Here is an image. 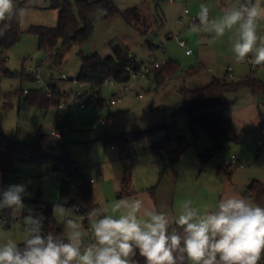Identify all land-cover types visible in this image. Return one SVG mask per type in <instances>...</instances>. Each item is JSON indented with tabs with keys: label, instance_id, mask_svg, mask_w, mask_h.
I'll list each match as a JSON object with an SVG mask.
<instances>
[{
	"label": "rangeland",
	"instance_id": "obj_1",
	"mask_svg": "<svg viewBox=\"0 0 264 264\" xmlns=\"http://www.w3.org/2000/svg\"><path fill=\"white\" fill-rule=\"evenodd\" d=\"M114 2L121 10L138 8L145 17L146 24L141 22L132 26L120 15L104 18L100 12H96L93 14L95 29L92 36L80 45L60 42L57 45L59 56L56 62L49 58L48 51L39 49L37 36L28 30L32 26H56L58 10L50 6L51 0L24 2V16L20 21L21 36L7 50L5 68L15 73L25 71L26 75L21 78L11 77L0 69V137L4 134L18 142L32 144L39 132L50 135L53 143L61 145L52 149V154H67L78 164L87 181L96 179L92 186L98 207L120 199L138 198L144 202L145 207H155L157 211L178 215L184 200H191L193 207L204 211L205 208L215 210L219 201L229 194H239L246 198L245 189L253 180L264 183V134L261 132L263 126L260 120V114H264L263 95H254L247 88L226 94L225 100L231 103L224 112L232 123L228 140L224 148L207 162H202L199 155L203 150L215 146V141L201 128L194 132L189 125L190 117L186 115L176 118L177 126L185 136L186 146L178 158L170 150L160 154L151 151L150 148L156 142L164 139L163 133L132 143L137 162L127 156L117 159L122 141L114 139L130 132L162 126L168 109L183 102L180 91L184 87L198 89L208 85L213 78L227 77L229 67L234 70V79L250 75L251 67L247 59L238 63L234 58V30L226 32L221 38L213 39V34L206 29L193 33L191 25L194 23L192 19H197L202 3L208 5L211 20L221 16L230 6L254 3L255 0ZM14 4L18 9L19 1L14 0ZM73 5L77 14V7ZM186 9L188 14H185ZM182 16L183 23H179ZM257 35L264 36V21L258 24ZM112 40L127 46L138 61L146 62L150 56H154L161 66L171 59L178 67L170 73H163L161 83H158L157 72L154 70H149L146 77L131 79L127 83L128 90L105 83L100 92L101 103L85 109L78 105L71 108L52 107L46 114L44 109L25 102L22 90H39L44 87V84L32 78L33 69L39 66L44 83L47 84L52 77L62 91L79 89L81 93H87L83 102L88 103L91 96L89 86L80 88L79 83L73 82L81 66L80 55H112L113 50L109 45ZM181 40L185 41L186 47L180 46ZM150 45L154 46L152 50ZM187 49H191L192 54H186ZM63 74L69 78L64 82L61 79ZM256 77L264 79L263 67L256 69ZM116 93L122 101L111 105L110 101ZM140 94L143 96L140 97ZM59 125L68 128L67 139H57L51 134ZM259 141L262 142L261 146L258 145ZM112 144L116 150L111 149ZM232 154L239 156L244 168L228 170L223 166V158ZM99 175L102 179L97 180ZM125 175L129 178L131 189L129 195L120 197ZM69 179L64 176L63 171H55L52 162L36 164L19 161L6 178L0 174V190L9 185L24 184L28 193L24 197V203L43 215L42 208L53 209L55 205H62L66 210V217H60L52 211L53 216L64 226L66 237L67 219L80 224L84 234L83 250L93 244V241L95 243L88 230L95 218L89 217L86 226L83 218L75 213L76 207L66 205L75 197V191L71 190L63 198L62 185L57 183L63 184L64 180ZM151 189H154L153 194ZM26 214L17 215V221H13L14 218L9 219L11 217L8 210H0V218L9 219V226H0V243L7 238L16 240L18 244L23 242L26 234L23 215ZM260 263L264 264V255Z\"/></svg>",
	"mask_w": 264,
	"mask_h": 264
},
{
	"label": "clouds",
	"instance_id": "obj_2",
	"mask_svg": "<svg viewBox=\"0 0 264 264\" xmlns=\"http://www.w3.org/2000/svg\"><path fill=\"white\" fill-rule=\"evenodd\" d=\"M209 11L207 4H200L193 33L206 29L216 39L234 30L236 62L264 64V36L257 35L258 22L264 21L262 0L230 6L211 20ZM23 16L14 0H0V37ZM26 195L24 184L0 190V210H8L11 218L27 213L22 245L12 238L0 243V264H137L133 259L137 253L145 264H260L264 255V207L239 194L225 196L215 210L201 211L184 200L178 215L145 207L138 198L93 208L89 216L95 218L91 223L95 243L83 250L79 223L66 220V241L45 234L46 217L24 203ZM53 213L67 215L62 205H55Z\"/></svg>",
	"mask_w": 264,
	"mask_h": 264
},
{
	"label": "trees",
	"instance_id": "obj_3",
	"mask_svg": "<svg viewBox=\"0 0 264 264\" xmlns=\"http://www.w3.org/2000/svg\"><path fill=\"white\" fill-rule=\"evenodd\" d=\"M17 1L20 3L18 9H22L26 0ZM73 4L77 7V14L74 12ZM50 6L58 10L57 25L54 27L32 26L28 31L37 36L39 49L48 51L52 62H56L58 59L59 50L57 45L60 42L80 45L92 36L95 29L93 14L96 12H100L104 18L120 15L132 26H137L141 22H143V25L146 24V19L138 8L121 10L116 6L114 0H51ZM20 36V22L13 21L11 29L3 37H0V69L5 75L21 78L26 75L25 71L15 73L5 68L6 52L18 42ZM109 45L113 50V54L107 57H102L98 53L88 56L82 53L80 55L81 66L74 80L89 86L91 96L88 102H91L92 106L101 103L100 92L102 86L108 80L126 84L131 80V73L139 72L144 63V61H138L130 53L127 46L119 44L116 40L110 41ZM153 47L150 45L151 50ZM177 67L178 64L170 59L164 65L150 69V71L157 72L158 83H161V75L170 73ZM148 75L149 73L146 76ZM32 76L36 79L34 72H32ZM244 88L249 89L254 95L264 96V79L260 80L255 74H252L239 80L226 77L213 78L208 85L201 86L198 89L184 87L180 91L183 102H180L174 108L168 109L166 121L162 126L151 130L130 132L114 140L122 141L124 144L163 133L164 139L156 142L150 148L151 151L160 154L162 151L170 150L174 157L178 158L186 146L185 136L178 128L176 118L186 115L190 117L189 125L194 132H197V128H201L215 141V146L203 150L199 155L202 162H207L224 148L225 142L228 140L232 123L224 110L231 102L225 100V96ZM49 89L51 90V96L38 89L28 90L27 92L22 90V93L25 102L48 112L51 107L60 106L61 100L65 97V92L61 91L57 85L49 84ZM86 94L83 93L81 98H84ZM260 120L262 123L264 122V114H260ZM59 147L61 145L53 143L50 135L42 132L38 133L32 144L21 143L1 134L0 174L3 178H6L19 161L36 164L52 162L55 171H63L70 178L63 181L62 197L66 198L71 190L75 191V197L66 205L68 207L79 205L80 209L75 210V213L81 216L84 224L88 226L89 212L98 207L94 198L92 183L83 177L78 164L67 154L57 156L50 152L52 149ZM174 157H172V160ZM123 185L124 188L119 194L120 197L130 193L129 178L126 175L123 179ZM150 192L153 194L154 189H151ZM244 195L249 201L264 207V183L261 181L253 180L245 189ZM42 209L46 217L43 228L44 233L52 234L57 239L66 241L65 228L54 218L52 207ZM172 227L177 226L173 225ZM18 245H22V243ZM133 259L137 264H145L144 258L140 257L138 253Z\"/></svg>",
	"mask_w": 264,
	"mask_h": 264
},
{
	"label": "built area",
	"instance_id": "obj_4",
	"mask_svg": "<svg viewBox=\"0 0 264 264\" xmlns=\"http://www.w3.org/2000/svg\"><path fill=\"white\" fill-rule=\"evenodd\" d=\"M169 1L170 2H174L175 0H169ZM262 3H264V0H262ZM185 14H188V10L187 9L185 10ZM183 17L184 16H182L178 20L179 23H183ZM192 21L194 23H197L198 19L193 18ZM260 22H258V24ZM179 44L182 47H186V43L183 40H181L179 42ZM186 54H192V50L191 49H187L186 50ZM249 65L251 67V71L252 72H254L259 67H263L264 68V65H253V64H250V63H249ZM160 66H161V64L156 61L154 56H150L149 59L146 62L143 63L142 68H141V70L139 72H132L131 73V79H138L140 76L146 77L147 73L149 72V70L151 68H158ZM40 70H41V67H39V66H37L35 69H33V72L36 75V80L39 83L44 84V87L42 89H39V90H41L43 93L47 94L48 96H51V90L49 89V85H46L43 82ZM228 76L230 78L233 76L231 67L228 69ZM61 79L63 81H65V80H67L69 78L65 74H63ZM73 82L75 84L78 83L76 80H73ZM106 83L110 84L111 86H115V87H118V88H122L124 90H128L127 83L126 84L118 83V82H115L113 80H108ZM79 84H80V88L85 85L83 83H79ZM27 91L28 90H25V92H27ZM82 94L83 93H81L79 89L71 90V92H65V97L61 100L60 107L71 108L73 105H78L82 109H85L87 107H91L92 106L91 102H88V103L83 102V98H81ZM139 96L142 97L143 95L140 94ZM120 101H122V98L120 97V95L118 93H116V94H114L113 99L110 101V104L111 105H116ZM262 126L263 127L261 129V132L264 134V122L262 123ZM51 134L57 139H62V140L67 139L68 138V128L66 126H63L61 129L53 130L51 132ZM258 145L261 146L262 142L259 141ZM111 148L115 149V145L112 144ZM126 156L129 157L133 162L137 161V155H136V152H135V150H134V148L132 146V142H128V143H124V144L122 143V148L120 149V152H119V155H118V159H120V160L124 159ZM223 166H225L227 169H232V170H238V169L244 168V165L241 162V159L239 158V156L237 154H232L229 157H224L223 158ZM64 176L66 178H69V176L66 173H64ZM93 182H94V180L92 179L91 183H93ZM57 184L58 185H62L61 182H58ZM75 207H76V210L80 209L79 205H75ZM9 219H13V218H9ZM9 219L8 218H0V220L6 221L4 223H0V226H6V225L9 226V224H8V220ZM13 221H17V219L14 218ZM13 221H11V222H13ZM88 230L90 231L91 239L94 240V237H93V234H92L90 226H88ZM260 264H262V263H260Z\"/></svg>",
	"mask_w": 264,
	"mask_h": 264
},
{
	"label": "crops",
	"instance_id": "obj_5",
	"mask_svg": "<svg viewBox=\"0 0 264 264\" xmlns=\"http://www.w3.org/2000/svg\"><path fill=\"white\" fill-rule=\"evenodd\" d=\"M230 68V67H229ZM228 68V69H229ZM228 69H227V74H228ZM233 69H232V74H233ZM252 74H255V76H256V70L254 71V72H252L251 71V73H250V75H252ZM250 75H247V76H245L244 78H246V77H248V76H250ZM235 75L233 74V76L230 78L228 75H227V77L226 78H229V79H234L235 77H234ZM51 80H49V82H47V84L46 85H49V84H55V85H57L58 86V88L62 91V88H60V86L53 80V78L51 77L50 78ZM241 79H243V78H241ZM234 80H239V79H234ZM62 82H64L63 80H62ZM58 107H60V106H58ZM52 108V107H51ZM53 108H55V107H53ZM49 111V110H48ZM48 112H46V114H47ZM61 127H63V125L62 126H56L55 127V129H58V128H61ZM161 141V140H160ZM133 143V142H132ZM122 145V144H121ZM112 149V148H111ZM112 150H116V147H115V149H112ZM118 159V158H117ZM137 162V161H136ZM101 175H99L98 177H97V180H100V179H102V177H100ZM93 180H94V182L93 183H95L96 182V179H94V178H92ZM92 179H90V181L92 180ZM92 183V184H93ZM93 243H94V241H93Z\"/></svg>",
	"mask_w": 264,
	"mask_h": 264
}]
</instances>
